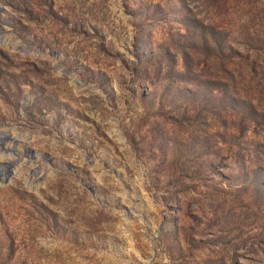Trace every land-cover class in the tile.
Instances as JSON below:
<instances>
[{
	"label": "rangeland",
	"instance_id": "1",
	"mask_svg": "<svg viewBox=\"0 0 264 264\" xmlns=\"http://www.w3.org/2000/svg\"><path fill=\"white\" fill-rule=\"evenodd\" d=\"M2 132L0 264H264V0H0Z\"/></svg>",
	"mask_w": 264,
	"mask_h": 264
},
{
	"label": "bare ground",
	"instance_id": "2",
	"mask_svg": "<svg viewBox=\"0 0 264 264\" xmlns=\"http://www.w3.org/2000/svg\"><path fill=\"white\" fill-rule=\"evenodd\" d=\"M8 134L7 132H2L0 134V142H2V146H0V151H3L5 150L6 148V140L8 139ZM14 139H17V138H14ZM10 163H7L4 161V163L0 164V178H2L3 180H5L7 178V175H8V172H9V169H10Z\"/></svg>",
	"mask_w": 264,
	"mask_h": 264
}]
</instances>
